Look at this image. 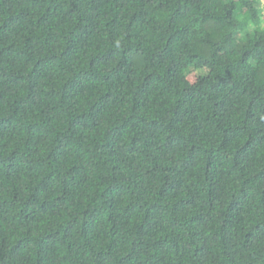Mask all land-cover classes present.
Wrapping results in <instances>:
<instances>
[{
  "label": "trees",
  "instance_id": "obj_1",
  "mask_svg": "<svg viewBox=\"0 0 264 264\" xmlns=\"http://www.w3.org/2000/svg\"><path fill=\"white\" fill-rule=\"evenodd\" d=\"M0 264H264V0H0Z\"/></svg>",
  "mask_w": 264,
  "mask_h": 264
},
{
  "label": "rangeland",
  "instance_id": "obj_2",
  "mask_svg": "<svg viewBox=\"0 0 264 264\" xmlns=\"http://www.w3.org/2000/svg\"><path fill=\"white\" fill-rule=\"evenodd\" d=\"M204 71H205V70H201V71H199V72H200V73H204Z\"/></svg>",
  "mask_w": 264,
  "mask_h": 264
}]
</instances>
